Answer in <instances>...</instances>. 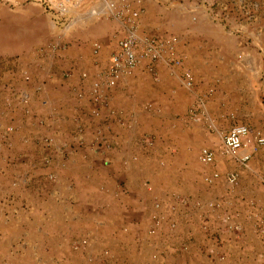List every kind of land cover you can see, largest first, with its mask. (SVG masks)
Masks as SVG:
<instances>
[{"label": "crops", "instance_id": "1", "mask_svg": "<svg viewBox=\"0 0 264 264\" xmlns=\"http://www.w3.org/2000/svg\"><path fill=\"white\" fill-rule=\"evenodd\" d=\"M15 1L0 0V100L21 91L34 98L30 115H12V147L0 149V264H219L200 250L210 244L196 226L186 230L193 233L187 253L156 261L151 248L158 238H148L146 231L156 198L178 195L191 203L223 193L245 224L251 222L241 198L264 202V186L257 183L264 174L253 169L256 156L264 167V149L250 161V170L241 171L240 188L229 195L223 178L236 164L222 155L221 141L236 125L264 134V0H129L130 10L140 1V33L176 39L181 64L170 69L160 62L155 73L140 64L105 92L102 105L114 114L102 120L91 116L89 102L78 100L72 88L85 91L107 69L123 28L108 16L63 28L45 8L48 0H39L35 5L50 27L39 34L31 28V5ZM251 2L258 8L241 21V5L248 12ZM96 42L101 48L93 54ZM55 44L61 48L52 56ZM184 71L193 75L192 90L182 86ZM22 72L31 83L20 80ZM66 72L71 77H63ZM83 72L89 74L85 82ZM41 84L45 89L35 96ZM41 96L48 107L40 105ZM193 106L202 114L198 122L189 115ZM77 122L86 141L99 130L110 148L108 162L91 147L75 148L65 158L53 155L73 142ZM48 135L55 138L53 148L41 141ZM145 136L152 146L141 141ZM193 147L195 157L187 154ZM203 147L215 153L214 165L199 163ZM50 153L54 160L47 167L42 159ZM214 170L221 178L209 186L204 179ZM243 248L245 264H264V246L251 233ZM227 264L238 263L233 258Z\"/></svg>", "mask_w": 264, "mask_h": 264}, {"label": "built area", "instance_id": "2", "mask_svg": "<svg viewBox=\"0 0 264 264\" xmlns=\"http://www.w3.org/2000/svg\"><path fill=\"white\" fill-rule=\"evenodd\" d=\"M128 1L119 0V3H117L116 0H48L46 2L47 11L51 13L55 21L61 22L62 19L64 21L65 17L70 16L65 22L62 21L64 23L63 28L81 26L91 19L108 16L120 24L124 30V35L119 39L117 50L111 55L107 69L95 75L85 92L72 88L73 93L79 99L87 97L88 94L92 104L90 113L96 120H102L104 117L102 113L104 109L100 107V104L105 98V92L114 88L121 78L132 75L140 64L145 63L146 70L151 73H155L154 66L160 62L165 63L170 69L181 64V61L175 57L176 39L166 37L155 39L151 36L142 35L139 29L143 12L140 8V1L137 2L139 6L135 10L129 9ZM258 6L257 2H251L250 9L247 12V7L242 4L241 21L251 18L252 10L255 11ZM73 13H76V15L73 16ZM60 48L59 44L50 46V54L54 56ZM100 48L99 43H94L92 53L97 54ZM37 54L39 58H42L44 50L39 48ZM165 54L170 56L167 61L163 59ZM71 75L70 72H66L63 77L69 78ZM88 75V73L83 72L80 75V80L85 82ZM20 80L23 83H31L32 77L29 73L22 72ZM181 82L187 90L193 89L194 78L189 71L182 73ZM44 89V84L38 85L35 88V96L41 94ZM33 98L26 91L17 94L10 92L3 94L0 100V149L3 146L12 147L10 139L16 130L12 115L16 112L30 115V102L33 101ZM38 101L42 107L50 105L46 97L41 96ZM106 113L113 116L114 111L107 109ZM198 114L202 115L199 108L195 106L189 111L193 122H198L199 117H202ZM38 123L42 125L43 121L40 120ZM76 132L73 142L64 143L56 151H52L54 156L65 158L71 152H75L76 149L77 151H84L86 148L90 150L91 147L92 152L102 155L103 161H109L106 152L110 148L101 139L99 130L92 142L85 140L84 130L79 122L76 125ZM251 133L245 125H236L221 135L222 155L233 160L236 164V168L227 172L223 178L224 189L229 195L239 190L241 171L250 170V161L264 148V137L259 135L252 137ZM41 141L48 148H53L55 138L48 135L42 138ZM141 141L149 146L153 145V141L147 136ZM53 155L50 153L44 157L42 164L47 167L51 166L54 160ZM198 161L204 166H212L216 162V155L209 148L203 147L199 150ZM54 177L53 173L47 176L51 181L54 180ZM220 178V173L214 170L204 180L207 185L212 186ZM257 183L264 186V177L259 178ZM241 200L243 203L240 205L248 207L246 221L251 222L250 224L239 221L241 217L239 212L228 207L227 199L223 193L214 194L212 198L205 200L196 199L191 203L189 199L178 195L171 196L169 200L156 198L153 203L155 212L153 211L150 216V224L146 231L148 238H158L156 242L152 241L154 246L151 248L152 260H164L168 256L174 255V253H187L193 233L191 230L187 232L186 230L196 226L203 239L206 240L205 242L210 244V246L200 249L207 258L219 264H227L230 259L234 258L238 264H245L243 245L250 233L264 246V202H261L258 198H252L251 200L241 198ZM190 205L194 213L192 210L187 212ZM232 246L237 247L238 253L232 254L230 249ZM74 249H78V245H75ZM104 254L108 255V252L105 251Z\"/></svg>", "mask_w": 264, "mask_h": 264}, {"label": "rangeland", "instance_id": "3", "mask_svg": "<svg viewBox=\"0 0 264 264\" xmlns=\"http://www.w3.org/2000/svg\"><path fill=\"white\" fill-rule=\"evenodd\" d=\"M14 2H16L15 0H13ZM25 2H27V3H29L30 5H31V10H30V14H31V18H32V22H31V28H34L35 30H36V32H39V34H41V32H45L44 30L48 27V28H50L49 27V23H48V19L46 18H44V16L43 15H40L39 13V10L37 9L38 7H36V5L35 4H37V3H39L40 1L39 0H24ZM45 6V8L47 9L48 8V6H47V3L44 5ZM51 12H54V11H51ZM70 16H67V17H65L66 19L67 18H69ZM65 19V20H66ZM65 20L63 21V19L61 20V23H62V21L63 22H65ZM63 25H64V23H63ZM62 39H63V37L61 38L60 36H59V39L58 40H60V44L61 43H63V41H62ZM32 40V39H31ZM37 51V50H36ZM183 86V85H182ZM185 88V87H184ZM78 90V89H77ZM81 92H85V91H82V90H80ZM108 91V90H107ZM75 95V97L77 98V95L76 94H74ZM82 99H85V100H87L88 102H89V104H90V108L92 107V104H91V102H90V99L88 98V94H87V97L85 96V98H82ZM78 100H81V99H79L78 98ZM100 107H102L104 110L102 111V113H103V116H105V114H107L106 113V111H107V109H108V107H107V105L105 104V105H102V103L100 104ZM109 110H113V109H109ZM114 111V110H113ZM106 117V116H105ZM97 120H99V119H97ZM251 135H252V137H254L255 135H259V136H262V137H264V134H261V133H251ZM198 144H199V142H198ZM197 147H193L192 149H190V151H188V149H187V154L189 155V153H192L193 155H194V157L196 156V152H197ZM262 149H264V148H262ZM261 149V150H262ZM260 150V151H261ZM259 151V152H260ZM258 152V153H259ZM257 153V154H258ZM256 154V155H257ZM255 155V156H256ZM107 156V155H106ZM257 158L253 161L254 163L253 164H255V167H257V168H255L254 166H253V169H254V171L255 172H262L263 174H264V169H262V168H264L263 166H262V164H261V159H259V156H256ZM259 161V162H258ZM258 162V163H257ZM258 169H260V170H258ZM258 173V174H259ZM263 177H264V175H262ZM51 181V180H50ZM247 182H248V180H247Z\"/></svg>", "mask_w": 264, "mask_h": 264}]
</instances>
